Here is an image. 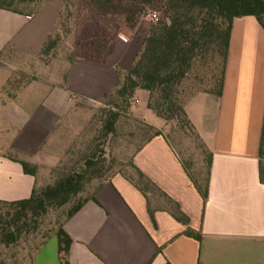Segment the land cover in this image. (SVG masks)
<instances>
[{
  "label": "crops",
  "instance_id": "0c3cea01",
  "mask_svg": "<svg viewBox=\"0 0 264 264\" xmlns=\"http://www.w3.org/2000/svg\"><path fill=\"white\" fill-rule=\"evenodd\" d=\"M41 6L30 15L0 9V200L5 201L26 198L34 182L8 156L51 166L46 159L68 137L62 126L70 123V110L111 93L118 72L129 67L140 46L117 36L104 60L72 58L62 74L18 84L8 93L12 60L29 50L38 54L55 28L51 13L38 27ZM263 110L264 31L250 15L234 17L219 94L199 91L183 105L210 157L205 197L190 181L162 118L143 121L160 134L131 154L132 164L177 203L187 224L171 216V204L159 192L146 200L116 173L64 222L71 240L67 264H264V183L257 165ZM30 264H60L54 235L33 251Z\"/></svg>",
  "mask_w": 264,
  "mask_h": 264
},
{
  "label": "trees",
  "instance_id": "16d2710c",
  "mask_svg": "<svg viewBox=\"0 0 264 264\" xmlns=\"http://www.w3.org/2000/svg\"><path fill=\"white\" fill-rule=\"evenodd\" d=\"M35 1L0 0V9L24 14L18 10V6L33 4ZM81 1L90 5L99 15L121 14L128 24H132L142 15L145 8L152 2H161L166 21L149 27L129 67L123 72H118L112 92L116 100L126 102L135 90L145 91L146 107L165 122L172 118L171 112L176 108L172 100L175 86L187 72L196 49L205 51L206 48L212 47L213 52L219 54L221 58L220 76L217 88L213 92L218 95L232 19L250 15L264 31V0ZM54 29L42 43L40 53L46 54L52 48L53 40L50 39V35ZM103 45L95 43L82 58L95 62L104 60L111 51L112 44L108 50H105ZM107 95L109 93L101 98ZM177 110L185 117L183 107H178ZM116 117V111H107L100 127L102 137L113 132ZM149 128L153 132L145 140L160 134L151 126ZM8 157L20 164L23 173L34 178L32 189L26 198L12 201L0 200V243L12 244L21 237L24 242L29 243L27 261L24 264H30L33 251L52 235L56 238L59 263L67 264V252L71 240L63 230L64 222L86 201L94 200L95 192L116 173L128 180L146 200L147 194L159 192L171 204V216L180 223L187 224L188 219L179 210L177 203L137 169L132 164L131 157L128 165L133 170L135 179L120 172L110 173L108 177L102 178L100 169L103 159H99L100 150H91L90 153L83 154L74 160L67 168L62 167L58 173L50 172L46 184H38L41 177L40 166ZM209 164L210 157L206 153L201 178L192 176L184 165L190 181L202 198L206 194ZM257 165L258 178L264 183V110L257 147ZM103 175H105L104 171ZM148 213L151 215L150 211ZM0 264L8 263L0 262Z\"/></svg>",
  "mask_w": 264,
  "mask_h": 264
},
{
  "label": "rangeland",
  "instance_id": "374dc122",
  "mask_svg": "<svg viewBox=\"0 0 264 264\" xmlns=\"http://www.w3.org/2000/svg\"><path fill=\"white\" fill-rule=\"evenodd\" d=\"M48 1L50 2L48 6H41ZM40 6L35 21L41 28L46 20L49 21L45 18L51 13V19L55 24V29L50 35L53 46L46 54L40 52L35 54L34 50H29L12 60L16 65L11 71H6L7 80L10 82L9 88L6 89L8 93L16 89L18 84L38 82V77L49 74L51 76L54 73L62 74L66 62L72 58L85 57L95 43L104 44V49L108 50L112 40L122 35L128 38L130 44L139 42L141 45L151 25L166 21L159 1L148 5L145 12L132 24L126 23L121 14L99 15L81 0H36L33 4L18 6V10L30 15ZM152 11L156 14L155 20L150 17ZM39 59L43 61L40 66ZM220 70L221 58L219 54L213 52L212 47L206 48L205 51L195 50L187 72L175 86L172 100L176 108L171 112L172 118L168 119L164 129L183 158L184 165L192 176L197 178L203 176L206 151L185 117L177 109L182 108L196 92H214ZM54 77L56 78V74ZM146 95L143 90H135L124 102L116 100L111 92L100 100H84L77 103L75 105L77 111L70 110L68 113L72 117L70 123L65 125L66 128L62 126L64 131H68V137L60 150L50 151L51 155L48 154L46 160L51 166L40 167L41 177L38 184H46L50 172L58 173L62 167L67 168L74 160L90 153L91 150H100L99 159H103L100 169L102 178L108 177L110 173L120 172L135 179L133 170L128 165L131 154L153 132L144 122L147 121V117L160 119L146 107ZM108 110L116 111L117 117L113 132L102 137L100 127ZM28 247L29 243L24 242L22 237L12 244L0 243V262L24 264L27 261Z\"/></svg>",
  "mask_w": 264,
  "mask_h": 264
},
{
  "label": "built area",
  "instance_id": "2783aa9c",
  "mask_svg": "<svg viewBox=\"0 0 264 264\" xmlns=\"http://www.w3.org/2000/svg\"><path fill=\"white\" fill-rule=\"evenodd\" d=\"M150 17L152 18V19H156V14H155V12L154 11H152V13L150 14ZM136 102H137V100H136Z\"/></svg>",
  "mask_w": 264,
  "mask_h": 264
}]
</instances>
